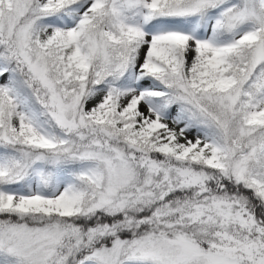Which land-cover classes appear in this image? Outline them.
<instances>
[{
	"label": "snow or ice",
	"instance_id": "snow-or-ice-1",
	"mask_svg": "<svg viewBox=\"0 0 264 264\" xmlns=\"http://www.w3.org/2000/svg\"><path fill=\"white\" fill-rule=\"evenodd\" d=\"M0 264H264V0H0Z\"/></svg>",
	"mask_w": 264,
	"mask_h": 264
}]
</instances>
